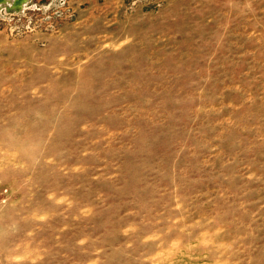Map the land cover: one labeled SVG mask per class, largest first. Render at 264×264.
<instances>
[{
  "label": "rangeland",
  "instance_id": "374dc122",
  "mask_svg": "<svg viewBox=\"0 0 264 264\" xmlns=\"http://www.w3.org/2000/svg\"><path fill=\"white\" fill-rule=\"evenodd\" d=\"M13 1L0 264H264V0Z\"/></svg>",
  "mask_w": 264,
  "mask_h": 264
},
{
  "label": "bare ground",
  "instance_id": "6f19581e",
  "mask_svg": "<svg viewBox=\"0 0 264 264\" xmlns=\"http://www.w3.org/2000/svg\"><path fill=\"white\" fill-rule=\"evenodd\" d=\"M27 0H14L13 2H12V4H13V6H12V8H15V9H20V8H22L23 7V5H24V3L26 2ZM2 2H5V0H0V5H1V3ZM0 8H1V6H0ZM19 138V137H18ZM28 139V138H27ZM18 139H16V141H17ZM24 140V139H23ZM15 141V144L16 143H19V141H21V138H20V140L19 141H17L16 142ZM28 141V140H27ZM25 142V141H24ZM21 143V142H20ZM23 143V142H22ZM25 146V145H24ZM24 146H21V145H17L16 144V148H17V150H16V152H15V154L17 155V158H22V157H28L27 156V149H25V147ZM32 151V150H31ZM29 155V154H28ZM31 155V154H30Z\"/></svg>",
  "mask_w": 264,
  "mask_h": 264
}]
</instances>
